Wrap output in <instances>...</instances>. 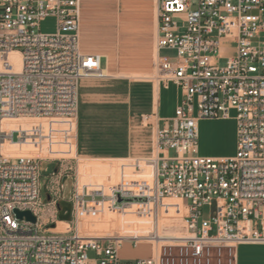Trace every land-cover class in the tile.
Segmentation results:
<instances>
[{"label":"built area","instance_id":"2783aa9c","mask_svg":"<svg viewBox=\"0 0 264 264\" xmlns=\"http://www.w3.org/2000/svg\"><path fill=\"white\" fill-rule=\"evenodd\" d=\"M155 4V79L172 83L181 101L156 129L155 156L145 160L152 179L119 186L106 197L76 186L70 220L61 221L64 176L43 183L40 159L3 153L1 124L60 120L76 131L78 82L100 74V58L78 52L79 0H0V264H235L238 246L264 244V0ZM48 17L56 19V32L42 34L38 26ZM223 39L233 44V54L219 67ZM162 50L174 58L160 56ZM206 120L235 121L233 156L199 155L198 123ZM31 127L14 143H26L29 134L31 144L42 146L41 127ZM133 163L140 171L141 162ZM105 199L115 209L135 203L137 217L151 221L150 233L141 239L82 234L79 211L87 215L94 200ZM170 207L182 219L178 240L160 229ZM15 210L29 211L36 222L18 220ZM58 222L65 229L55 232ZM139 240L152 245V256L121 259L123 243L135 247Z\"/></svg>","mask_w":264,"mask_h":264},{"label":"crops","instance_id":"0c3cea01","mask_svg":"<svg viewBox=\"0 0 264 264\" xmlns=\"http://www.w3.org/2000/svg\"><path fill=\"white\" fill-rule=\"evenodd\" d=\"M89 1L79 0L78 52L83 56L100 58L102 70L98 76L84 77L78 82L76 131L75 125H72L75 141H47L46 145H50L53 157L71 152L80 162H124L114 166H89L83 163L77 166L79 192L89 195L101 193L106 197L115 188L130 186L147 175L148 163L145 160L155 156L156 129L164 127L165 120L173 117L180 104L181 93L172 83L163 85L155 79V0H118V3L152 2L150 21L144 26L139 22H135L134 26L133 21L118 24L110 34L101 32L99 26L93 23L98 11L88 5ZM89 37L95 43L89 49H83L81 42ZM35 122L31 118L4 120L1 124L3 153L11 157L42 158V148L31 144L35 140L31 141L29 134L26 143H14L19 132L32 131L31 126ZM52 126L44 122L40 124V129L47 134ZM198 131L200 156L231 157L235 154L234 120L200 121ZM224 134L230 136L233 155L215 153L211 148ZM57 144L62 146L60 149L67 148V153H63ZM134 161L141 162L140 171L130 163ZM166 203L173 204L170 201ZM92 205L96 208L87 215L79 211V228L97 233L95 237L141 239L152 229L148 218L137 217L131 212V206L135 203L115 209L110 200L105 199L103 202L94 200ZM116 232L117 235L112 236ZM126 243L132 246L130 242L123 243L119 251L123 260L150 258L153 254L152 245L139 240L132 248L149 246V256H122ZM235 264H264V244L238 246Z\"/></svg>","mask_w":264,"mask_h":264},{"label":"rangeland","instance_id":"374dc122","mask_svg":"<svg viewBox=\"0 0 264 264\" xmlns=\"http://www.w3.org/2000/svg\"><path fill=\"white\" fill-rule=\"evenodd\" d=\"M81 3V7H82ZM88 5L92 7L93 9H96L98 11V15L94 19V24L98 25L101 32L110 34L113 29L117 27V25L133 21L137 24L142 23L143 26L146 25L148 20L151 16V10H152V2H125L121 1L118 3V0H90L88 2ZM139 22V23H138ZM38 31L42 34H53L56 32V19L53 17H48L43 20L38 26ZM95 43V40L93 38H87V40H84L81 42V46L83 49H89L90 46H92ZM233 54V44L228 40H221L220 41V47L217 53V57L220 59L217 61L218 66L222 67L225 65V61L227 58L232 56ZM160 56L168 57L170 59H173L175 54L173 51L169 50H162L160 52ZM235 113L230 112V117H234ZM35 125L40 126L42 123L47 122L50 124H53L51 127V130L45 134V142L42 143V158L39 157H33L41 160V180L43 183H45V177L50 180L52 176H57V174L61 173L64 177L67 179V185H66V195H71L74 188L77 186L78 183V176H77V166L80 163H83L84 165L89 166H114L117 164H123L119 162H92V161H84L80 162L78 160L73 161L72 158L67 153V148L60 149L59 144L56 146L64 152H66V155L53 157L51 155V151L48 145H46L47 141H52L53 143H59V142H73L74 133L73 130L70 128H66L62 126V121L60 120H48V121H40L35 119ZM40 123V124H39ZM231 139L229 135H222L217 142H214L211 145V148L215 153L224 154L228 153L233 155V149L231 144ZM6 147H9L8 144H6ZM134 164L133 162H130ZM142 165V164H140ZM55 171V173H54ZM54 174V175H53ZM135 176L137 174H134ZM62 178V179H63ZM54 181L55 178H52ZM62 183V182H61ZM62 196L64 195L63 188L61 190ZM96 208V207H95ZM208 209H203L202 213L206 217L208 215ZM64 214H67V212H64ZM41 221V220H39ZM64 230V229H63ZM62 230V231H63ZM80 232L82 234H86L85 236L89 238H116V237H95L97 233H94L92 231H89L87 229L82 230L79 228ZM112 236L117 235L116 233H112ZM150 247L146 245H140L137 249L132 248V246L129 245V243L125 244L124 250L122 252V256L125 257H147L149 256ZM88 258H93V253L88 252L87 254Z\"/></svg>","mask_w":264,"mask_h":264},{"label":"bare ground","instance_id":"6f19581e","mask_svg":"<svg viewBox=\"0 0 264 264\" xmlns=\"http://www.w3.org/2000/svg\"><path fill=\"white\" fill-rule=\"evenodd\" d=\"M1 133H2V130H1ZM2 140H3V136H2ZM152 170H153V167L150 166V164H148V173L143 178V180L150 181L152 179ZM166 201L173 202V204L166 203L169 206L181 205V202L179 201H171V200H166ZM138 209L139 208L137 205L131 206V212L134 213L135 215L138 213ZM161 217L162 218H161V223H160V229L164 231V236L170 240L181 239L183 236V233L181 230V227H182L181 215L179 216L174 215L173 207H170L169 213L166 216L162 214ZM64 226H65L64 223H58V227H56L57 229H55L54 231L55 232L62 231L64 229Z\"/></svg>","mask_w":264,"mask_h":264},{"label":"water","instance_id":"95a60500","mask_svg":"<svg viewBox=\"0 0 264 264\" xmlns=\"http://www.w3.org/2000/svg\"><path fill=\"white\" fill-rule=\"evenodd\" d=\"M62 183H63L64 195H63V200L59 203L60 211L58 214V219L61 221H69L71 206L68 202L70 200V195H66L67 179L63 178ZM64 212H67V214H64ZM14 214L18 220L25 219L27 222H30L32 224L36 222V218L29 211L21 212V211L15 210Z\"/></svg>","mask_w":264,"mask_h":264}]
</instances>
